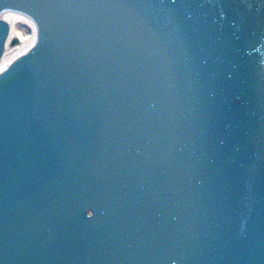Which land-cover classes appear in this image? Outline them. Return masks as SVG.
<instances>
[{
	"label": "water",
	"instance_id": "1",
	"mask_svg": "<svg viewBox=\"0 0 264 264\" xmlns=\"http://www.w3.org/2000/svg\"><path fill=\"white\" fill-rule=\"evenodd\" d=\"M0 264H264V0H0Z\"/></svg>",
	"mask_w": 264,
	"mask_h": 264
}]
</instances>
